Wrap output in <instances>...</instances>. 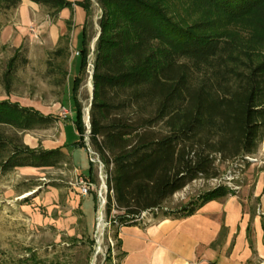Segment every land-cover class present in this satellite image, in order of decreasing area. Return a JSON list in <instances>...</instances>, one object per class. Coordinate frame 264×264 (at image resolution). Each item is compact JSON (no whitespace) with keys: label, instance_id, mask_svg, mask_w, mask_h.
<instances>
[{"label":"trees","instance_id":"16d2710c","mask_svg":"<svg viewBox=\"0 0 264 264\" xmlns=\"http://www.w3.org/2000/svg\"><path fill=\"white\" fill-rule=\"evenodd\" d=\"M28 1L55 14L72 5ZM22 2L0 0V9L13 10ZM189 2L198 15L191 21L177 18L165 0H99L88 136L107 175L106 213L117 251L119 228L139 223L143 212L155 218L189 215L210 200L235 195L236 189L219 184L195 204L166 206L195 180L219 178L221 164L249 163L264 140V0ZM78 4L88 16L90 5ZM86 28L72 93L80 134L74 145L89 148L76 99L90 55ZM51 54L69 57L68 40ZM52 123V116L34 107L0 100V126L26 131ZM66 158L63 147L32 148L18 135L0 131L1 174L56 167ZM123 255L118 252L116 260ZM107 260L112 261L111 250Z\"/></svg>","mask_w":264,"mask_h":264},{"label":"rangeland","instance_id":"374dc122","mask_svg":"<svg viewBox=\"0 0 264 264\" xmlns=\"http://www.w3.org/2000/svg\"><path fill=\"white\" fill-rule=\"evenodd\" d=\"M69 1L72 5L58 14L28 0H23L13 10L0 9V100L19 102L53 117V123L45 128L18 131L10 126H0V131L18 135L32 148L64 146L70 150L81 171L89 174L92 165L94 181L75 170L68 154L56 167H20L8 174L0 173V264H93L96 253L101 202L102 198L107 199L101 181L104 179L108 186L107 175L99 163L90 161L85 146L74 145L80 140V134L75 123L77 109L72 87L79 72L80 58H76L72 71L71 61L82 47L83 26L86 25L90 55L84 79L76 93L86 122L91 100L87 83L94 69L102 9L99 0ZM81 1L90 5L88 16L78 4ZM165 1L177 18L191 21L198 17L189 0ZM67 40L69 57H53L51 52L64 46ZM62 107L69 110L67 115H62ZM262 169L264 140L249 163L236 160L221 164L219 178L195 180L175 193L166 206L178 208L195 204L201 193L219 184L239 191L242 186L252 183ZM80 177L93 184L96 195L95 203L93 194L85 198L87 220L82 210L83 198L76 189H80L77 182ZM106 203L107 200L103 205V250L96 264H113L118 253L116 231L107 216ZM110 250L112 261L107 260Z\"/></svg>","mask_w":264,"mask_h":264},{"label":"crops","instance_id":"0c3cea01","mask_svg":"<svg viewBox=\"0 0 264 264\" xmlns=\"http://www.w3.org/2000/svg\"><path fill=\"white\" fill-rule=\"evenodd\" d=\"M77 57L72 58L71 71ZM63 150L77 172L93 178V168L84 173L70 150L64 146ZM76 189L83 198L87 220L85 198L93 194L95 203L96 195L92 189L85 196ZM118 238V252L124 255L115 259L116 264H264V170L235 195L210 200L189 215H149L137 224L121 226Z\"/></svg>","mask_w":264,"mask_h":264},{"label":"built area","instance_id":"2783aa9c","mask_svg":"<svg viewBox=\"0 0 264 264\" xmlns=\"http://www.w3.org/2000/svg\"><path fill=\"white\" fill-rule=\"evenodd\" d=\"M76 54L78 55L79 52H76ZM62 115H67L69 113V110L66 108V107H62V111H61ZM86 126H87V134L89 133V123L88 121L86 120ZM85 135V142H86V145L89 147V154H90V161L93 162V163H99L102 171H103V163L100 159V156L99 154L94 151L91 147H90V143H89V136L88 135ZM250 160L253 159V157H248ZM79 183V187H80V192L82 195H88L92 189V186L93 184H91L90 182H87L85 181L83 178L80 177V179L77 181ZM101 198H102V195L100 194ZM106 202V199H104V204ZM150 215V213H146V212H143L141 214V216L139 217V220H143V219H146L148 216ZM113 264H116V260L113 261Z\"/></svg>","mask_w":264,"mask_h":264},{"label":"bare ground","instance_id":"6f19581e","mask_svg":"<svg viewBox=\"0 0 264 264\" xmlns=\"http://www.w3.org/2000/svg\"><path fill=\"white\" fill-rule=\"evenodd\" d=\"M87 87H88L89 92H91V90H92V83H91L90 78L88 80ZM101 187H102V190L103 189L106 190L105 189L106 188V183L104 182V179H102V181H101ZM103 205H104V198H102V202H101V214H100V218H99V222H98V231L99 232H98V236H97L98 244H97V249H96V251L98 253H96L94 255L93 264H96L97 263L98 255L103 250V239H104V235H105Z\"/></svg>","mask_w":264,"mask_h":264},{"label":"water","instance_id":"95a60500","mask_svg":"<svg viewBox=\"0 0 264 264\" xmlns=\"http://www.w3.org/2000/svg\"><path fill=\"white\" fill-rule=\"evenodd\" d=\"M93 73H94V70L90 72V80H91V83H92V90H91V100H90V106L88 108V116H87V121L89 123V129H90V110H91V106H92V103H93V100H94V83H93ZM103 170H104V166H103ZM106 193H108V186H106ZM107 200V199H106ZM97 244H98V241H97ZM96 253H98L96 251ZM95 253V254H96Z\"/></svg>","mask_w":264,"mask_h":264}]
</instances>
